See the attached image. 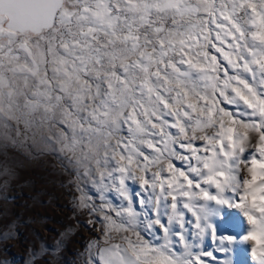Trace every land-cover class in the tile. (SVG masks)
Returning <instances> with one entry per match:
<instances>
[{
	"label": "snow or ice",
	"instance_id": "snow-or-ice-1",
	"mask_svg": "<svg viewBox=\"0 0 264 264\" xmlns=\"http://www.w3.org/2000/svg\"><path fill=\"white\" fill-rule=\"evenodd\" d=\"M39 143L88 217L73 264H264V0H0V252L64 264L73 227L12 194Z\"/></svg>",
	"mask_w": 264,
	"mask_h": 264
},
{
	"label": "rangeland",
	"instance_id": "rangeland-1",
	"mask_svg": "<svg viewBox=\"0 0 264 264\" xmlns=\"http://www.w3.org/2000/svg\"><path fill=\"white\" fill-rule=\"evenodd\" d=\"M9 152L14 153L24 162L20 170L22 179L19 185L12 190V194L16 196L17 211L23 212L27 205L35 212L46 215L48 220L42 222L44 228L42 229L39 224L34 227L49 243L59 231L72 226L75 235L68 245L64 264H73L76 250L86 243L89 232L85 227L88 217L77 213L73 207L72 174L65 170L61 160L50 150H46L42 143L37 144L33 149L25 147L9 149ZM21 152L24 153L23 156L20 155ZM231 211L236 214V219L241 225L236 231L246 230L248 228L246 221L239 216L237 210ZM24 215L27 218L31 212L24 213ZM77 220L80 221L79 224ZM24 234L28 235L27 232ZM29 242L31 238L24 245H16L8 252H0V260H11L12 264H24V255ZM10 243L15 244L14 241ZM250 244V241L246 244L237 243L235 247L244 250L239 254V258L247 260L248 264H254L249 251ZM205 246L212 249L216 244L210 237H206Z\"/></svg>",
	"mask_w": 264,
	"mask_h": 264
}]
</instances>
